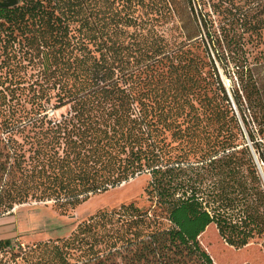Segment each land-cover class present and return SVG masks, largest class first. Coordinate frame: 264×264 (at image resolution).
Listing matches in <instances>:
<instances>
[{"label": "trees", "instance_id": "trees-1", "mask_svg": "<svg viewBox=\"0 0 264 264\" xmlns=\"http://www.w3.org/2000/svg\"><path fill=\"white\" fill-rule=\"evenodd\" d=\"M251 148L264 173V0L0 7V212L73 209L150 178L148 207L101 210L65 239L0 240L5 264H216L208 231L264 253Z\"/></svg>", "mask_w": 264, "mask_h": 264}, {"label": "rangeland", "instance_id": "rangeland-1", "mask_svg": "<svg viewBox=\"0 0 264 264\" xmlns=\"http://www.w3.org/2000/svg\"><path fill=\"white\" fill-rule=\"evenodd\" d=\"M246 38L250 40L248 36ZM217 68L224 86L228 88L230 82L225 75V69L218 64ZM32 72L30 68L25 69V77L28 78ZM149 181L148 175H139L105 193L91 195L73 209L61 210L53 203L47 202L25 204L7 213L0 212V240L9 239L12 244H20L24 248L42 242L65 239L77 225L101 210H111L129 203L146 208L149 204L144 191ZM200 242L206 252L215 259L216 264H264V253L258 245H250L239 251L233 250L224 247L213 231H208L207 235L202 236ZM6 259L0 256V264H5Z\"/></svg>", "mask_w": 264, "mask_h": 264}, {"label": "water", "instance_id": "water-1", "mask_svg": "<svg viewBox=\"0 0 264 264\" xmlns=\"http://www.w3.org/2000/svg\"><path fill=\"white\" fill-rule=\"evenodd\" d=\"M17 4V0H0V7L1 8H11V7H14L15 5ZM251 151L253 153V156H254V159H255V162L258 166V169H259V172L262 176V178H264V173H262V169L257 161V157L256 155L254 154V151L252 150L251 148Z\"/></svg>", "mask_w": 264, "mask_h": 264}]
</instances>
